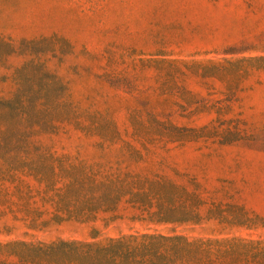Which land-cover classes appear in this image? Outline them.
<instances>
[{"label": "rangeland", "instance_id": "1", "mask_svg": "<svg viewBox=\"0 0 264 264\" xmlns=\"http://www.w3.org/2000/svg\"><path fill=\"white\" fill-rule=\"evenodd\" d=\"M11 241L264 264V0H0Z\"/></svg>", "mask_w": 264, "mask_h": 264}, {"label": "trees", "instance_id": "2", "mask_svg": "<svg viewBox=\"0 0 264 264\" xmlns=\"http://www.w3.org/2000/svg\"><path fill=\"white\" fill-rule=\"evenodd\" d=\"M15 105V103H8ZM74 246V245H73ZM125 244L111 243L102 246L82 244L79 254L86 262L77 264H122V260L132 261L124 251ZM147 252H145L146 254ZM56 258L50 249L22 241L0 242V264H67ZM146 264V263H141Z\"/></svg>", "mask_w": 264, "mask_h": 264}]
</instances>
